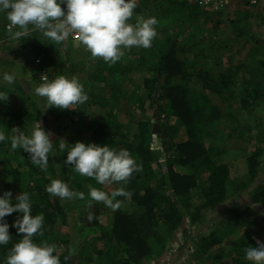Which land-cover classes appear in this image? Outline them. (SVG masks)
Instances as JSON below:
<instances>
[{
  "label": "trees",
  "instance_id": "obj_1",
  "mask_svg": "<svg viewBox=\"0 0 264 264\" xmlns=\"http://www.w3.org/2000/svg\"><path fill=\"white\" fill-rule=\"evenodd\" d=\"M202 1L193 0L192 4H188L187 0H144L145 5L151 6L148 7L150 15L165 25L164 31L172 28V35L154 40L136 63H97L92 70L85 71L83 80L76 74L84 71V67L77 69L78 64L76 67L74 63L66 69L58 66L60 62L56 61V48L62 43L47 45L39 50L36 43L29 45L26 42L27 37L37 30H30L28 36L20 37L22 49L27 47L32 57L28 87L24 86L25 82L16 79L12 83L15 88L14 105L8 107L4 106L6 101L0 102V130L11 136L12 128L17 127L28 134L26 129L29 125L43 121L44 115H48L56 130L55 137L50 139L54 149L60 139L69 144L77 141L108 144L117 150H129L142 166V170L133 173L126 185H100L94 179L76 173L71 166L64 165L66 150L60 155L50 156L46 170H41L32 164L28 153L19 148L10 150V141L0 143V194L10 190L14 201L20 192L30 193L33 214L43 213L45 216L43 235L35 236L34 242L55 244L54 254L60 257L61 264L156 263L163 252L172 250L173 245L182 248L181 240L175 238V233L183 220L202 226L210 212L247 190L249 192L242 196L247 197L249 205L258 207L264 215V179L251 186L260 171L262 149L255 147L247 155L246 177L234 184L229 179L228 167L216 164L212 159L221 153L219 148L212 145L217 138H213L212 134L220 131L217 120L223 118L232 121L235 127L228 132L234 133L238 129L239 139L249 135L255 125H264V118L255 115L257 108L264 109V92L254 80L256 75L264 77V64H258L251 70L252 79L249 82L253 83L248 84V97L241 101V106L247 113L250 112L252 118V125L245 124L243 116H237L233 111L235 72L239 67L216 73L214 68L219 63L209 61L212 55L209 57L200 48L206 36L200 23L210 21V18L201 17L207 15L204 9L199 8ZM242 1L247 6L257 3V0ZM227 6L211 10L220 11ZM198 18L200 21L193 26L198 32L182 36L184 31L189 32L184 26ZM0 20L3 22L2 31L8 33V22L3 14H0ZM199 34H203L201 39L197 37ZM180 37L183 38L181 42ZM39 53H42L41 63L35 66L34 59ZM243 67L244 74L248 73L246 66ZM40 69L45 70L48 79L57 75L76 76L88 94L87 102L73 105V110L50 107L46 112H41L37 109V103L42 99L33 95V88L41 83ZM133 74H138L139 78L134 79ZM130 84L133 87L128 89ZM0 91L5 92L6 89L2 87ZM211 94L220 100L222 106L212 100ZM249 99L254 106H251ZM92 107L109 109L104 121L91 118L85 122L84 115ZM170 117L176 118V129L180 133L168 125ZM155 125L159 131V145L154 144L152 138ZM248 125L251 128H247ZM84 128L88 134H84ZM232 136L227 134L226 137ZM160 155L162 160L159 159ZM176 165L188 167L189 171L177 172ZM52 179H62L70 189L84 192V199L61 200L51 196L45 191V186ZM88 185L106 192L123 186L131 195L118 197L122 203L113 210L102 202L91 201ZM80 208L82 212L77 222L70 223V218L72 220ZM90 209L93 210L92 221L87 219ZM249 213L247 208L234 209L230 214L232 220L221 219L212 226H205L209 232L207 235L200 236L198 233L194 236V241L198 242V248L192 252L196 260L220 264L226 257L228 264H249L244 258V249L256 247L251 239L254 230L242 221V218H246L247 222H252ZM18 215L22 214L13 212L5 217L11 240L8 245L0 246V259L23 236L11 226ZM101 218H105V225L101 224ZM85 231L88 235H82ZM235 234L239 235L234 238ZM225 239L230 240L226 246L227 256L217 254L214 249Z\"/></svg>",
  "mask_w": 264,
  "mask_h": 264
},
{
  "label": "clouds",
  "instance_id": "obj_2",
  "mask_svg": "<svg viewBox=\"0 0 264 264\" xmlns=\"http://www.w3.org/2000/svg\"><path fill=\"white\" fill-rule=\"evenodd\" d=\"M61 5H64L62 8ZM137 0H0V14L7 20L8 34L12 39L28 36V32L39 30L50 44L64 42L75 34L80 44L93 58H101L109 65L120 61L125 50L150 48L157 36V19L135 13ZM135 17L134 22H130ZM13 29H16L15 31ZM15 74L4 72L0 81L12 84ZM9 93L0 91V102L6 101ZM33 95L41 98L37 109L46 112L50 107L71 109L88 100L84 85L76 76L57 75L52 79L43 77L42 82L33 88ZM11 136L0 130V143L10 141V150L21 149L28 153L32 164L46 170L49 157L60 155L65 150V166L80 174L92 178L100 185H126L133 173L142 170L141 164L129 150L114 149L108 144L66 143L60 139L57 148L50 140L51 131L41 127L40 120L26 134L17 127L12 128ZM88 197L91 201L102 202L106 207L118 209L122 203L118 197H129L125 187L118 186L110 192L88 185ZM45 191L61 200L84 199L85 193L69 188L62 179H52ZM16 212L17 218L12 227L22 233L7 250L0 264H61L56 245L47 241L36 243L34 237L43 235L45 216L33 214L30 193L24 191L12 199V192L6 190L0 194V246L8 245L11 240L9 223L5 217ZM91 214L89 221L93 220ZM244 258L249 264H264V242L257 240V246L244 249Z\"/></svg>",
  "mask_w": 264,
  "mask_h": 264
},
{
  "label": "rangeland",
  "instance_id": "obj_3",
  "mask_svg": "<svg viewBox=\"0 0 264 264\" xmlns=\"http://www.w3.org/2000/svg\"><path fill=\"white\" fill-rule=\"evenodd\" d=\"M192 2L193 0H187L188 4H192ZM227 5L228 6L223 10L212 11L210 8L204 6L203 3L199 4V8H201V10L204 9L207 13L206 16L201 17L208 19L210 18L208 23H200L205 30L204 33L206 34L200 48L206 51L205 54H208L209 57L212 55L208 59L209 61L216 60L219 63V66L214 68V72L216 73L225 72L226 69L232 70L234 67H239V70L235 72L236 83L234 84L233 90L236 94V98H234L233 101V111L237 116H243V122L245 124L252 125V118L249 116L250 112L247 113L246 109L244 110V108L241 106V101L248 97L247 86L248 84L251 85V83H253V81L249 82V80L252 79L251 70H253V68H255L258 64L260 66L264 64V0H257V3L249 6L243 4L242 0H228ZM148 7L151 6L145 5L144 0H137V8L134 11L135 13L148 17L151 16V10H148ZM134 19L135 17H133V20L130 22H134ZM198 21H200L199 18L198 20H191L190 24L184 26L185 30L187 29L189 32L185 33L184 31L181 35L184 36L196 33L197 30H194L193 26H196L194 23H197ZM2 23V20H0V76H2L4 72H12L15 74V79L17 81L25 82L24 86L28 87L27 82H29V64L32 60L31 55H29V49L27 47L22 49L23 42H21L20 39H12L8 33H4L2 31ZM163 29H165V25L158 21V24L156 25L157 36L154 38V40L159 38V40H161L167 35H172V28L167 29L166 31ZM202 36L203 34L197 35L199 39H201ZM182 39L180 37L179 41L181 42ZM26 42L29 45L32 44L31 42L36 43V45L39 46V50L45 49V46L50 45L51 43V41H49L47 37L43 36L39 30H37L34 35L28 36ZM180 44L182 45V43ZM56 49L58 50L56 61L60 62V64L57 62L59 67L62 66L66 69L73 63L76 65V67L78 64L77 69L84 67V71L77 72L76 74H79V78L82 80L84 79V73L86 70L89 72L92 70V68H94L95 65H97V63L100 62L106 64V62H104L101 58H93L90 53L82 46L59 45ZM147 49L148 48L136 47L127 49L125 50L124 57L118 62H120L122 65L126 61L130 64L136 63L138 57L141 56V54L143 55V52H145L144 50ZM65 59H70L71 61H65ZM243 66H246L245 69L248 70V73L246 72L244 74L243 69H241L244 68ZM132 77L134 79L139 78L138 74H133ZM254 80L259 87L263 88L262 92H264V77H259L256 75ZM2 87H5V93H9L4 106L12 107L14 105L13 90H15V88L12 84H7L6 82L0 81V88ZM131 87H133L131 84L127 86L128 89ZM210 97L213 101L218 102L219 106H222L220 100L216 98L215 95L211 94ZM249 102L251 106H254L251 100ZM108 110V108L92 107L90 110H87V113L84 115L86 120L85 122L87 123L91 118H94V120L98 122L104 121ZM136 114L139 117V113L136 112ZM255 115L264 118V109L262 107L257 108ZM51 121L52 120L48 115H44V119L41 121V127L46 131H51L52 136L50 139H53L55 137L56 130L52 126ZM167 123L169 126L173 127L175 131L179 130L176 129L178 126L176 118L170 117ZM216 123L217 126H219L220 131L217 134L213 132L214 134H212V137L217 138L211 142L214 148H219V152L221 153L215 157H212L214 162L216 164H224L228 167L229 179L231 180V183L234 184L235 181H242V179L246 177L245 158L247 155L255 147L261 148L262 155L259 157L261 164L259 169L260 171L257 177L254 179L253 185L251 186H255L262 182L264 179V125H255L252 128L250 125H248L247 128H251L249 135L246 134L245 137L243 136L242 139H239L237 138V133L239 131L238 129L235 130L236 132L234 133L228 132L230 128L233 129L235 127V124L232 121L222 118L217 120ZM33 125L34 124L29 125L26 129L28 133H30ZM173 130L171 129V131ZM83 132L84 134H88L86 128H84ZM10 133L14 134L12 130ZM178 133H180V130ZM227 134H233L232 138L226 137ZM158 139L160 141L159 134L157 133L155 135V143H157ZM206 144L210 145L209 141H206ZM153 147L155 148V146ZM220 149L223 151H220ZM175 169L177 172L186 173L189 171L188 167H182L178 165L175 166ZM247 192H249V190L245 191L240 196L233 197L225 204L219 205L216 211L209 213L205 224L202 226H197L195 224L191 225L189 224L188 220H183V224L181 225L180 229H178L175 233V238H179L181 240L182 248L179 249L177 245H173L172 250L163 252L157 262L153 264H210V261L196 260L192 254V252L198 248V242L197 240L194 241V236H197L198 233L200 236L207 235L209 232L205 230V226H212V223L217 221L219 222L221 219L232 220L230 214L234 209L247 208L248 212H250L249 214L252 215V222H247L246 218H242V221L249 224L251 230H254V232H251V239L256 244V246L257 240L264 242V215L258 207L249 205V200L247 197L242 196ZM81 212L82 208L77 209V213H74L72 220L70 218V223H76L78 215ZM92 212L93 210L90 209L89 214H92ZM104 220L105 218H101L102 225L106 224V221ZM156 230H158V228H156ZM82 235H88V232L85 231L82 233ZM238 235L239 234H235L233 236L236 238ZM228 243H230V240L225 239L222 243L215 246L214 249L217 251L216 253L227 256L228 248L226 246ZM227 262L228 258L225 257L221 260L220 264H228Z\"/></svg>",
  "mask_w": 264,
  "mask_h": 264
},
{
  "label": "built area",
  "instance_id": "obj_4",
  "mask_svg": "<svg viewBox=\"0 0 264 264\" xmlns=\"http://www.w3.org/2000/svg\"><path fill=\"white\" fill-rule=\"evenodd\" d=\"M204 6L210 8V9H222L228 2V0H203L202 1ZM254 3V1H252ZM63 44H69V45H78L84 47L82 44L79 43L78 38L75 34L70 35L67 40L62 42ZM42 53H39L37 57L34 59V65L37 66L41 63ZM40 80L42 82L43 77H47V74L45 70L40 69L39 70Z\"/></svg>",
  "mask_w": 264,
  "mask_h": 264
},
{
  "label": "water",
  "instance_id": "obj_5",
  "mask_svg": "<svg viewBox=\"0 0 264 264\" xmlns=\"http://www.w3.org/2000/svg\"><path fill=\"white\" fill-rule=\"evenodd\" d=\"M153 116L155 117L156 115H155V113L153 114ZM153 135H152V138H153V142H154V144H155V135L159 132L158 131V129H157V125H155V126H153ZM156 144H160V141H159V139H158V141H157V143ZM155 146V145H154ZM160 160H162V157H161V155H160V158H159Z\"/></svg>",
  "mask_w": 264,
  "mask_h": 264
},
{
  "label": "crops",
  "instance_id": "obj_6",
  "mask_svg": "<svg viewBox=\"0 0 264 264\" xmlns=\"http://www.w3.org/2000/svg\"><path fill=\"white\" fill-rule=\"evenodd\" d=\"M20 39V38H19ZM50 45H52V44H50ZM69 44H61V46H68ZM3 88H5V87H3Z\"/></svg>",
  "mask_w": 264,
  "mask_h": 264
}]
</instances>
